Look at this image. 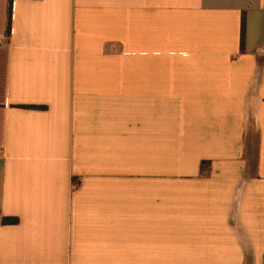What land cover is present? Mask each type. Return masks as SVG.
I'll list each match as a JSON object with an SVG mask.
<instances>
[{
  "label": "crops",
  "instance_id": "0c3cea01",
  "mask_svg": "<svg viewBox=\"0 0 264 264\" xmlns=\"http://www.w3.org/2000/svg\"><path fill=\"white\" fill-rule=\"evenodd\" d=\"M7 4L0 264H261L264 0Z\"/></svg>",
  "mask_w": 264,
  "mask_h": 264
},
{
  "label": "trees",
  "instance_id": "16d2710c",
  "mask_svg": "<svg viewBox=\"0 0 264 264\" xmlns=\"http://www.w3.org/2000/svg\"><path fill=\"white\" fill-rule=\"evenodd\" d=\"M10 10H11V0H8V4H7V11H6V26H5V34L8 35L9 34V30H10ZM242 37H243V24H242V27H241V34H240V44L242 43ZM28 107H31V108H40V107H37V106H28ZM204 168H206V170H208V162L206 161H202L200 163V170H204ZM7 221H12V222H15L16 220L15 219H4L3 222L6 223ZM261 264H264V253H263V260H262V263Z\"/></svg>",
  "mask_w": 264,
  "mask_h": 264
}]
</instances>
